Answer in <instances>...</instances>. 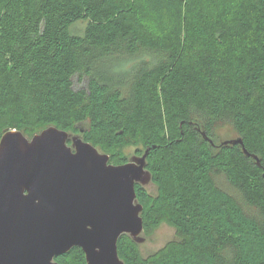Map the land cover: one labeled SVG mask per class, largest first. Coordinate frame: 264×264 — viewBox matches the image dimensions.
<instances>
[{
	"label": "trees",
	"instance_id": "trees-1",
	"mask_svg": "<svg viewBox=\"0 0 264 264\" xmlns=\"http://www.w3.org/2000/svg\"><path fill=\"white\" fill-rule=\"evenodd\" d=\"M172 6L155 30L143 0H0V138L55 126L114 165L127 140L148 149L143 230L181 241L142 257L122 234L123 264H264V0ZM222 124L249 156L213 142ZM54 260L87 264L78 247Z\"/></svg>",
	"mask_w": 264,
	"mask_h": 264
},
{
	"label": "water",
	"instance_id": "water-1",
	"mask_svg": "<svg viewBox=\"0 0 264 264\" xmlns=\"http://www.w3.org/2000/svg\"><path fill=\"white\" fill-rule=\"evenodd\" d=\"M203 138L212 140L201 132ZM242 145L241 138L221 145ZM148 149L114 165L80 135L49 126L27 138H0V264H57L80 248L87 264H123L117 241L137 244L143 222L135 185L146 186ZM253 158H256L252 155Z\"/></svg>",
	"mask_w": 264,
	"mask_h": 264
},
{
	"label": "rangeland",
	"instance_id": "rangeland-1",
	"mask_svg": "<svg viewBox=\"0 0 264 264\" xmlns=\"http://www.w3.org/2000/svg\"><path fill=\"white\" fill-rule=\"evenodd\" d=\"M147 10L148 20L155 30H159L165 24L166 18L163 16V12L171 7L174 0H143ZM83 25L78 24L76 26V30L81 29ZM167 29V27L165 28ZM129 61L125 63V65H129ZM126 65V66H127ZM74 87L75 88H84L86 87V80L74 78ZM237 137V133L234 129L228 124H222L213 128L211 132L210 138L213 140L215 144H219L226 140L235 139ZM30 138V137H29ZM99 153L109 154L103 151L100 148H96ZM142 150V146L138 141L127 140L124 146L121 148V154L126 157V160L129 161L136 154V150ZM110 160V159H109ZM144 188L150 194L156 193V186L149 182ZM140 236L143 238V242L138 244V250L142 257H146L151 255L158 250L166 247L167 245L175 242L181 241V236L178 231L169 225L167 222H161L157 227L151 228L148 231H142Z\"/></svg>",
	"mask_w": 264,
	"mask_h": 264
},
{
	"label": "flooded vegetation",
	"instance_id": "flooded-vegetation-1",
	"mask_svg": "<svg viewBox=\"0 0 264 264\" xmlns=\"http://www.w3.org/2000/svg\"><path fill=\"white\" fill-rule=\"evenodd\" d=\"M136 156H139V155H136ZM135 157V156H134Z\"/></svg>",
	"mask_w": 264,
	"mask_h": 264
}]
</instances>
